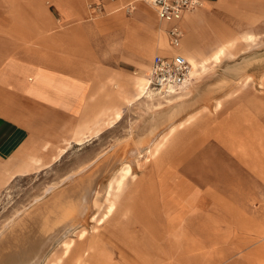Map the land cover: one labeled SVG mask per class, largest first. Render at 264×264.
<instances>
[{"label": "crops", "instance_id": "1", "mask_svg": "<svg viewBox=\"0 0 264 264\" xmlns=\"http://www.w3.org/2000/svg\"><path fill=\"white\" fill-rule=\"evenodd\" d=\"M217 1L183 14L177 52L187 60H203L196 11ZM168 27L148 0H0V192L54 164L66 143L79 147L93 123L102 130L137 96L153 57L177 53ZM252 82L242 95L253 103L238 95L217 127L193 135L187 156L127 199L125 220L74 240L75 264H255V240L264 242V78Z\"/></svg>", "mask_w": 264, "mask_h": 264}, {"label": "rangeland", "instance_id": "2", "mask_svg": "<svg viewBox=\"0 0 264 264\" xmlns=\"http://www.w3.org/2000/svg\"><path fill=\"white\" fill-rule=\"evenodd\" d=\"M196 12L198 14L195 29H204V35L196 31L197 42L204 48V51L198 53L201 59H209L221 45L225 52L217 64L207 66L209 71L200 80L195 93L177 104L162 101L161 108L156 111L152 106L158 102L148 100L143 95L136 96L134 89V94L128 95V100L122 101V110L112 125L105 124L100 132L93 133V124L85 135L80 137L82 141H76L79 147L67 151L70 144L66 143L58 150L56 162L42 172L38 171L34 176L9 183L7 181L5 189L0 192V236L12 228L22 214L30 213L35 206L47 202L53 193L67 189L72 182L76 184L77 179L74 178L82 173L75 174L74 171L83 164L100 156L102 157L98 162L103 158L107 159L112 150H124L128 152L130 174L123 178L120 185L114 181L113 190H110L109 195L105 189L111 177L110 174L105 176L102 179L104 182L100 181L102 189L98 197V207L87 215L84 223L78 224L76 221V227L68 228L64 237L55 239L39 263L49 264L59 259V264H75L71 257L77 246L73 242L80 230L85 231L82 237L92 236L102 233L109 222L125 220L127 199L137 194L141 184L151 180L157 171L170 169V164L174 163L173 159L187 156L190 148L185 145L189 144L187 142L193 139V135H206L211 127H217L224 116L238 104V95L253 103L251 93H242L253 90L252 74L264 78V0H218L206 10ZM247 35H252L253 40H245ZM136 88L139 93L138 83ZM185 119L188 122L177 127ZM173 126L172 133L163 140L162 137ZM159 142L163 144L161 143L158 152L154 153V144ZM62 154L63 157L57 159ZM93 165L96 164L90 165L89 168ZM111 173L117 181L120 177L119 167L116 165ZM70 178H73L71 182ZM53 185L52 190L44 193L47 187ZM110 198L114 200V212L109 220L98 224L97 220ZM89 216H94L93 220H90ZM66 237L72 239V244L70 255L63 261L61 242ZM255 252V264H264V242L255 240Z\"/></svg>", "mask_w": 264, "mask_h": 264}, {"label": "bare ground", "instance_id": "3", "mask_svg": "<svg viewBox=\"0 0 264 264\" xmlns=\"http://www.w3.org/2000/svg\"><path fill=\"white\" fill-rule=\"evenodd\" d=\"M245 40L250 42L253 40V36L247 35ZM223 54L224 50L218 48L217 51L210 55L209 59L197 60L196 58H189V60H187L191 67L189 77L184 84L178 87L168 86L162 87L161 89H154L151 84H149L146 75H143L142 77L140 76L137 81L138 95H143L151 101L156 100L158 104L152 106L156 111L161 108L162 101L170 104L176 102L175 104H177L178 101L187 99L195 93L197 87H199L200 80L209 71V67L207 66L210 64L212 66L217 64ZM118 117L119 111L113 110L112 117L106 118V120L103 121V124L111 125L113 121L118 119ZM185 122H188L187 119L180 122L177 127ZM93 124L95 125V129L92 132L96 133L100 130V126L98 122ZM173 130L174 126L166 132L167 134L164 135V137H162L164 138L163 140H166L167 135L171 134ZM84 135L85 133L82 136ZM81 139L82 138L76 141L81 142ZM161 143L162 142H159L158 144L156 143L154 144L155 146L152 144L155 149L154 153L158 152ZM109 154L110 155L107 159L103 158V160L98 162L102 157L100 156L99 158H94L92 161L89 160L90 162L83 164V166L74 171L75 174L82 173H80V176L74 178L77 179L76 184H73L72 182V185L69 187L66 186L67 189L65 188V190L60 191L57 194L53 193L50 200L47 202L35 206L30 213L22 214V217H18L16 224H13L12 228H10L4 235L2 234L0 236V264H39L47 254L55 239H58L61 236L64 237L65 234L68 233V228L73 226L76 227V221L78 224L84 223V219L87 215L92 213V210L95 207H98V197L102 189L100 181L110 174L111 179L105 189L107 195H109L110 190H113L112 185L114 184V181L117 185H120L123 178L130 174L131 168L128 163V152L126 153L124 150L120 149L115 151L112 150ZM94 163L96 165H93L90 169L89 166ZM116 165L119 167L120 173V177L117 178V181L114 178L115 175H112L113 173H111L112 168ZM71 179L73 178H70L69 181ZM53 188L54 185L52 187H47L44 193ZM114 208V200L110 198L104 212L97 220L98 224L107 220L114 212ZM93 218L94 216L90 217V220H93ZM84 232L85 231L80 230L78 237L82 238ZM66 238L63 241L61 240L63 255L67 254L72 244V239ZM49 264H59V259L49 262Z\"/></svg>", "mask_w": 264, "mask_h": 264}, {"label": "built area", "instance_id": "4", "mask_svg": "<svg viewBox=\"0 0 264 264\" xmlns=\"http://www.w3.org/2000/svg\"><path fill=\"white\" fill-rule=\"evenodd\" d=\"M114 2L116 0H106ZM203 0H148L154 10L157 19L169 25L166 30L170 47L178 51L182 42L180 21L187 11L199 9L203 6ZM148 73L149 84L154 89L174 86L178 87L186 82L190 74V64L179 52L165 56H154Z\"/></svg>", "mask_w": 264, "mask_h": 264}]
</instances>
